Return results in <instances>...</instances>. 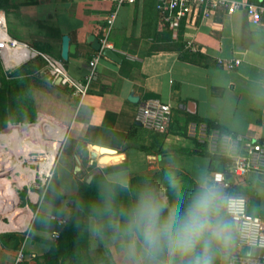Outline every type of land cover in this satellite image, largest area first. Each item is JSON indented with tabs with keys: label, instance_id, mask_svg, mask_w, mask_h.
Returning <instances> with one entry per match:
<instances>
[{
	"label": "crops",
	"instance_id": "obj_1",
	"mask_svg": "<svg viewBox=\"0 0 264 264\" xmlns=\"http://www.w3.org/2000/svg\"><path fill=\"white\" fill-rule=\"evenodd\" d=\"M230 1L241 5L258 3V0ZM205 10L202 5L192 6L186 20L174 31L168 29L166 43L153 41L162 23L155 0L121 5L118 0H0V11L6 16L7 31L13 39L39 52L42 47L47 48L60 58L61 39L70 38L76 51L68 56L65 66L68 74L81 82H87L91 74L89 61L97 52L87 43L88 37L100 41L106 20L116 13L107 43L120 62L102 54L88 82L86 97L81 101L68 98V103H73L70 115L55 119L66 129L52 173L53 178L57 166L63 165L69 177L63 194L74 183L71 196L77 194L76 182L85 170L91 172L89 175L123 172L130 179L170 169L193 184L201 178L212 179L213 173L221 171L208 169L210 158L200 154L198 146L213 154L188 135L192 122L209 120L229 134L251 136L264 148V24H253L244 7L236 11L220 8L209 15ZM188 41L193 49L186 48ZM164 43L172 47L151 48L153 44ZM219 60H238L239 64L230 70ZM257 93L262 98L256 99ZM131 94L138 98L136 103L128 101ZM149 99L172 106L165 134L147 131L136 124L139 105ZM92 147L112 150L114 154L107 155L117 157L105 166L92 163L90 154L95 152ZM225 178L229 188L219 184L223 195L232 192L244 197L247 214L263 218L264 175L250 172L242 178L229 174ZM64 197L61 196L63 205ZM52 212L55 211L42 218L39 211L30 212V236L20 240L16 247L4 244L0 238V264H14L19 250L24 256L33 251V257L48 252V240L57 230L60 233L62 227L55 220H63ZM52 224L58 229L52 230ZM80 234L79 254L85 264H124L114 243L90 233L86 217L82 219ZM239 251L236 238L233 254Z\"/></svg>",
	"mask_w": 264,
	"mask_h": 264
},
{
	"label": "rangeland",
	"instance_id": "obj_2",
	"mask_svg": "<svg viewBox=\"0 0 264 264\" xmlns=\"http://www.w3.org/2000/svg\"><path fill=\"white\" fill-rule=\"evenodd\" d=\"M160 28V31L153 37V41L167 43L169 41L168 28L163 23H161ZM166 43L153 44L151 48L170 46V44ZM41 49V52L46 55L55 57V54L51 50L44 47ZM18 67L5 70L0 65V134L10 126L33 125L37 123L40 116H45L62 126L55 119H58L59 116L62 115L63 119L68 118L73 109V103H68V98H72L69 90L52 83V80L49 79L44 69V62L40 58L27 63V65L22 68L20 67L21 71L14 74ZM34 114L35 118H33ZM65 135L66 129L64 128L61 139L56 140L53 137H49L45 142L48 144L57 143L60 149ZM47 157L48 154L46 152L30 154L23 159L24 163H22L20 170L14 175L15 178H13L11 174L7 176V180L11 181L12 190H14L16 194L18 201L17 208L28 209V211L33 214H35L37 210L41 218L44 215H48L49 211L54 210L55 212H52L54 217L64 220L60 228L59 236L57 238H53L52 236V239L48 240L50 248L47 253L33 257V251H30L19 264H85L79 254L81 239H78L76 242V256L63 257L64 243L62 242V238L65 237L64 234L67 229L72 226L71 220L73 215H75V211L72 208L78 203L79 193L77 191V194L71 196V192L73 193L75 191V183L69 192L66 194L62 193L63 187L68 185L69 177L64 172L63 165L60 163L56 168L55 175L46 191V195H44L48 184L46 174L48 172L53 173L55 167L54 163L50 170H44L46 168L44 163H46L45 160ZM18 161L17 159V162ZM88 172H90L89 169ZM90 173H87L85 170V173L81 172L79 174L76 182L77 188L83 186L86 177ZM161 177L160 179H154L153 175L150 174L149 179L145 181H136L132 185V196H130V193L125 192V194L123 192V195L120 194V197L125 199L123 201H130L135 193L140 190L147 189L151 191L155 197L158 212L165 221H167L166 205L168 200L170 198L174 199L178 206H182L185 197L193 189L195 184L184 176L177 175V177H175L163 173ZM62 195H65L64 205L63 199H61ZM95 195L93 197H95ZM58 207L59 210L56 211L55 209ZM222 211L226 214L225 203L222 205ZM8 214V211L0 213V232H2L0 233V238L6 236L3 239L1 238L4 244L16 247L20 240H26L27 236H30L31 223L28 222V225L24 229H19V216L16 215L14 218L15 223L12 225L13 227H11V221L13 220L7 217ZM51 228L54 231L58 229L55 224H52ZM34 232L35 231H33V234H35ZM8 234H15L16 237H8ZM33 236L31 237L33 238ZM235 237L237 238L236 233ZM32 238H30V241Z\"/></svg>",
	"mask_w": 264,
	"mask_h": 264
},
{
	"label": "clouds",
	"instance_id": "obj_3",
	"mask_svg": "<svg viewBox=\"0 0 264 264\" xmlns=\"http://www.w3.org/2000/svg\"><path fill=\"white\" fill-rule=\"evenodd\" d=\"M93 180L96 195L82 200L79 211L93 236L116 245L124 264H233L234 225L222 211L226 197L217 181L198 179L182 206L170 198L165 221L147 189L130 201L120 199L129 189L123 172Z\"/></svg>",
	"mask_w": 264,
	"mask_h": 264
},
{
	"label": "built area",
	"instance_id": "obj_4",
	"mask_svg": "<svg viewBox=\"0 0 264 264\" xmlns=\"http://www.w3.org/2000/svg\"><path fill=\"white\" fill-rule=\"evenodd\" d=\"M135 0H118V5L123 3H133ZM156 10L160 21L169 30L174 31L176 27L186 20L190 8L202 5L206 8L205 14L209 15L213 11L223 8L229 11H236L244 7L251 22L255 25L264 24V3L246 2L239 4L230 0H155ZM116 13L110 14L106 20V28L99 41L100 50L89 61L91 74L87 82L73 79L67 72L65 62L61 58L51 57L43 52H39L27 44L13 39L7 31L5 14L0 11V65L5 70L13 69L23 64L29 63L37 58L44 62V69L53 84H58L69 90L70 95L78 101L83 100L88 93V82L94 75L99 57L103 50L112 46L107 43L108 33L111 29ZM187 49H193L191 41L186 43ZM222 66L232 70L238 64V60L218 61ZM172 116V106L163 103L158 99L143 101L136 113L135 120L143 129L159 134H165L170 125ZM188 135L197 144L204 146L213 155H218L226 159L225 172L213 173L212 179L224 188H229L225 174L235 178H242L250 172L264 175V148L249 135H232L227 132L222 133L217 129L208 130L204 123L192 122L188 125ZM48 181L52 178V173H47ZM225 211L227 216L236 225L237 246L239 252L233 254V264H264V258L254 257L246 253L247 249L264 250V217L251 216L247 214L246 199L240 195H227L225 201ZM58 226H62L64 220H55ZM2 233V232H0ZM53 238L59 236V232L53 233ZM24 253L19 250L15 255L14 264L23 261Z\"/></svg>",
	"mask_w": 264,
	"mask_h": 264
},
{
	"label": "bare ground",
	"instance_id": "obj_5",
	"mask_svg": "<svg viewBox=\"0 0 264 264\" xmlns=\"http://www.w3.org/2000/svg\"><path fill=\"white\" fill-rule=\"evenodd\" d=\"M63 133L64 127L45 116H40L37 123L33 125L10 126L0 134V213L9 212L7 217L13 220L11 221V227H13L12 225L15 223L14 218L17 215L19 216L18 228L24 229L31 219V213L28 209L17 208L18 201L16 194L12 190L11 181L7 180V176L11 174L15 178L14 175L20 170L22 163H24L23 159L35 153L46 152L48 154L45 160L46 163H44L46 167L44 170H50L55 163L59 145L57 143L48 144L45 140L49 137H53L56 140L61 139ZM92 150L99 156L98 163L102 166H105L117 157V155L108 156L107 152H100L96 147H92ZM102 154L106 155L101 157L100 155ZM17 159L19 160L18 162Z\"/></svg>",
	"mask_w": 264,
	"mask_h": 264
},
{
	"label": "trees",
	"instance_id": "obj_6",
	"mask_svg": "<svg viewBox=\"0 0 264 264\" xmlns=\"http://www.w3.org/2000/svg\"><path fill=\"white\" fill-rule=\"evenodd\" d=\"M3 1H5V0H3ZM171 47H172V45L163 46V47H159V48L168 49V48H171ZM26 65H27V63L21 65L20 67L22 68V67H24ZM20 67H18V69H16V72L14 74H17V72L21 71ZM33 118H35V114H34ZM57 122L60 123L59 121H57ZM200 123H204L207 126L208 130L217 129V130H219L222 133L226 132L219 125H217V124H215V123H213V122H211L209 120H201ZM198 149H199V153L200 154L208 155V157L210 158V164H209L208 169L211 172H216V171L225 172L226 171L225 170V165H226V162H227L226 159H224L223 157L218 156V155H209V154L206 153V151L204 149L200 148L199 146H198ZM163 173H167V174L173 175L175 177H177V175L178 176H184L180 172H178L176 170H170V169H165V170H161V171H158V172H154L152 175H153L154 179H160V178H162L161 174H163ZM101 176H102L101 174H95V175H93V178L95 177V178L99 179ZM93 178L90 181V183H87L86 180H85V183L83 184V186H79V188H78V193H79V195H78V203H77L76 206H74L72 208L75 211L74 212L75 215H73L72 220H71L72 226L67 229V231L64 234L65 237L63 236L64 238H62L63 239L62 242L64 243V245H63L64 246L63 247L64 248V252H63V257L64 258H66L68 256H73V255L76 256V242H77L78 239H81V234H80L81 222H82L83 217H86L83 212L79 211V204H80V202L82 200L89 201V200L94 198L93 196L96 194L97 189H96L95 181L93 180ZM147 179H149V175H141V176L131 177L129 179V189L126 190V191H123V192L124 193L125 192L126 193H130V196H132V191H131L132 185L136 181H145ZM123 192H121L122 195H123ZM231 193L232 192H230L229 195H232ZM120 199L121 200H125L122 197H120ZM127 201H129V200H127ZM7 236L8 237H13V238L16 237L14 234H8ZM4 237H6V236H2L1 238L3 239Z\"/></svg>",
	"mask_w": 264,
	"mask_h": 264
},
{
	"label": "water",
	"instance_id": "obj_7",
	"mask_svg": "<svg viewBox=\"0 0 264 264\" xmlns=\"http://www.w3.org/2000/svg\"><path fill=\"white\" fill-rule=\"evenodd\" d=\"M70 38L68 36H63L61 39V51H60V58L65 62L68 60V56L70 54H75L76 51V46L74 44L70 43ZM87 43L91 45V48L95 51H99L101 46L99 43V40L96 39L93 36L88 37L87 39ZM104 56H106L107 58L115 61V62H120L119 58L110 50V49H105L103 50L102 53ZM58 85V84H57ZM128 101L132 102V103H136L138 101V98H136L135 96H133V94H131L128 97ZM137 125H139L138 123H136ZM128 145H125V148H127ZM99 149L100 152L105 151L108 154H113L114 151L106 149V148H101V147H96ZM91 157V162H97L98 163V155L96 152H91L90 154ZM0 172H1V166H0ZM93 175H89L86 182L90 183V181L92 180ZM246 253L248 255L254 256V257H260V258H264V250H259V249H247Z\"/></svg>",
	"mask_w": 264,
	"mask_h": 264
}]
</instances>
